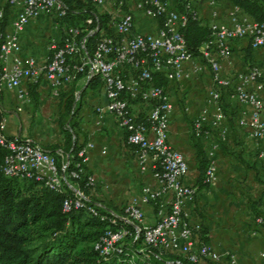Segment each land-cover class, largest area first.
Wrapping results in <instances>:
<instances>
[{
	"label": "built area",
	"instance_id": "1",
	"mask_svg": "<svg viewBox=\"0 0 264 264\" xmlns=\"http://www.w3.org/2000/svg\"><path fill=\"white\" fill-rule=\"evenodd\" d=\"M97 9L109 2L117 10L123 11L125 0H88ZM183 4V12H178L167 0H137L135 10L148 19L162 20L156 33H139L134 30V14L121 12L112 21L114 36L101 35L90 53L87 41L97 30L87 27H67L60 41L49 45L50 56L43 65L31 57L21 55L19 37L32 19L53 17L64 20L68 9L62 0H6L8 8L15 9V18L10 29L0 31V93L14 91L21 106L31 102L25 84L38 85L46 82L50 96L57 99L61 90L79 79L89 81L98 77L101 81L106 103L96 107L99 118L104 113L111 114L117 126L124 131L125 141L132 148L138 170L147 171L155 185H144L139 193L133 195L124 205L122 215L112 211L110 220L117 219L124 225L107 228L94 243V248L104 259L111 253H121L127 237L140 239L138 253L142 258L158 257L153 248L162 251H179L188 261L198 263L203 260L220 261L229 258L230 264H238L232 253H220L209 243L201 242L199 223H192L184 216L187 201L195 193L194 187L184 183L188 165L182 152L169 142V124L173 104L169 92L153 84V74H161L169 82L190 80L209 69L212 88L207 95V105L194 120L197 136L205 132V127L218 130L219 139L224 141L228 129L226 116L219 105L221 95L226 99L249 105L248 115L242 113L238 125L246 127L255 140L257 156L264 162V70L252 65L236 72L233 77L223 75L222 63L231 64L233 45L247 40L252 51L264 47V21L256 22L243 16L238 7L227 9L228 24L216 22L219 0H200L210 9L212 21L209 24L212 39L199 49V57H192L180 33L190 19L198 20L199 13L192 0H178ZM5 7L0 4V23L4 21ZM92 24V19L85 21ZM85 33V34H83ZM203 62V64H202ZM186 64L189 68L186 69ZM132 103L147 107L143 117L133 109ZM5 115L0 124V146L6 154L0 163L1 172L7 177L33 179L41 185L60 190L67 186L71 194L62 202V210L67 212L86 206L95 213V205L87 204L88 197L72 185L66 175L70 159L68 156L58 165L56 157L40 144L27 136L5 133ZM87 142L78 152L81 162L88 161V151L93 148ZM219 142L206 148L208 166L204 182L216 179V150ZM78 170H72L69 177L77 178L84 172L80 162ZM86 184L93 186L95 179L86 176ZM90 203V202H89ZM149 203L158 205V217L154 224L144 221L142 206ZM104 218V216H102ZM264 225V218H256Z\"/></svg>",
	"mask_w": 264,
	"mask_h": 264
},
{
	"label": "crops",
	"instance_id": "2",
	"mask_svg": "<svg viewBox=\"0 0 264 264\" xmlns=\"http://www.w3.org/2000/svg\"><path fill=\"white\" fill-rule=\"evenodd\" d=\"M135 1L137 0H125L126 6L123 9L134 14V30L139 33H156L159 22L148 19L141 12L136 11ZM167 1L170 5L175 4V0ZM193 3L199 13V19L211 22L210 9L207 5L200 0H194ZM0 4L7 7L6 0H0ZM226 5L228 4L220 2L216 22L228 24ZM98 11L106 13L111 21L119 19L123 12L109 2ZM15 14V9L7 7V18L0 23V31L10 29ZM67 26L65 20H56L53 17L30 20L19 37L21 55L35 59L40 65L45 64L50 56L49 45L53 41L61 40ZM247 49H249L247 40L237 41L233 45L234 53L244 59L243 64L246 63ZM251 54L254 56L251 58H255L258 50H251ZM222 65L223 75L230 78L244 66H232L226 63ZM257 65L264 70V61ZM188 68L189 65L186 64V69ZM207 77L210 79V73ZM190 80L172 82L167 87L170 99L175 98V104L171 101L173 113L169 124V142L183 153L188 165V172L183 180L195 189L193 198L187 201L184 216L190 222L199 223L205 229L207 242L216 251L234 254L238 264H264V225L255 220L258 217L264 218V162L257 156L255 140L249 135L248 129L238 125L242 113L248 115L252 108L225 98V106L229 111L225 120L228 133L223 144L219 143L216 150V179L208 185H202L197 180L199 172L190 133L194 129V120L201 110L205 107L210 110L212 108L211 105H207L206 98L199 105L195 103L197 113L194 119L187 113L194 103L192 99L187 98L189 88L187 85ZM86 85L87 81L79 79L64 87L60 94L74 88L76 97L85 90L78 104L76 122L80 131L79 141L86 136V143L92 142L94 145L88 151L87 170L96 179L95 185L106 184L108 188L116 186V191L130 189L131 195L128 201L139 193L144 185L154 186L155 181L150 171L139 172L134 152L126 143L124 131L117 126L115 118L109 113H104L102 118L97 115L96 107L104 106L106 103L103 88L100 86L96 90H91L86 89ZM24 87L29 93L31 84H25ZM34 92L37 96V104L31 100L30 104L22 105L21 111L16 110L21 104L16 100L14 91L0 93V107L8 123L5 133L27 136L47 149L52 145L64 148L65 132L59 124V115L62 113L59 108V97L53 99L50 96L44 81L36 85ZM132 107L140 116L147 112V107L144 105L137 104ZM205 128H207L205 132L198 136L204 150L209 144L220 140L218 130ZM133 172L138 176H144L142 185L133 186L137 182ZM95 195L97 196L94 197L101 199L107 193L97 189ZM111 204L116 205V203ZM142 211L145 223L151 225L156 222L158 205L145 204L142 206ZM172 252L179 253V251ZM197 264L209 263L203 260Z\"/></svg>",
	"mask_w": 264,
	"mask_h": 264
},
{
	"label": "trees",
	"instance_id": "3",
	"mask_svg": "<svg viewBox=\"0 0 264 264\" xmlns=\"http://www.w3.org/2000/svg\"><path fill=\"white\" fill-rule=\"evenodd\" d=\"M68 9V14L64 19L67 27H77L84 30L94 29L98 25V30L88 38L87 49L91 53L101 35L114 36L111 19L106 13H100L98 9L88 0H62ZM230 7L239 8L243 16H247L253 21H264V0H219ZM175 9L183 12V4L177 0ZM5 18H7V7L5 8ZM92 19V24L87 25L85 21ZM159 26L162 20L159 19ZM209 21L190 19L184 28L180 29L188 52L192 57H199V49L212 39ZM85 34V33H83ZM247 49V54L251 52ZM153 84L167 90L169 82L161 74H153ZM101 86L98 77L87 82L86 89L96 90ZM36 85H31L29 89L30 99L37 104V96L34 92ZM75 89L59 95V108L62 113L59 115V124L65 132L64 148L52 145L44 148L52 153L58 165L62 163L65 156L70 159L66 175L70 183L80 188L88 197L87 204L95 205V213H90L86 206L70 211L62 210L64 198L71 194L67 186L60 190H53L41 185L33 179H20L17 177H7L0 170V264H197L187 260L178 252L162 251L153 248V253L158 257L151 256L145 259L140 256L138 249L141 240H132L127 237L124 241L121 253H111L107 258L99 255L94 248L95 241L103 234L107 228H116L124 225L117 219V224L110 220L112 216L109 211L117 215H122L123 207L118 208L110 202L95 199L90 194L91 186L86 184V176L91 175L87 170L86 163L81 162L77 152L85 145L87 137L79 141V130L77 129L76 116L78 111L74 108ZM80 94V100L84 95ZM225 95H221L219 105L225 116L229 114L225 106ZM144 115L140 116L143 117ZM4 113L0 107V124ZM207 128L204 129V131ZM203 133V131H201ZM191 145L194 149V158L199 172L197 180L202 185L205 171L208 166L206 150L203 149L194 129L190 133ZM219 143L223 144L222 140ZM6 150L0 146V163L2 162ZM80 162V167L84 172L79 177H69L72 170H78L76 163ZM90 202V203H89ZM104 216V218H102ZM201 226V225H200ZM201 242H207L205 229L201 226L199 231ZM211 264H230L229 258L224 257L220 261H211Z\"/></svg>",
	"mask_w": 264,
	"mask_h": 264
},
{
	"label": "rangeland",
	"instance_id": "4",
	"mask_svg": "<svg viewBox=\"0 0 264 264\" xmlns=\"http://www.w3.org/2000/svg\"><path fill=\"white\" fill-rule=\"evenodd\" d=\"M223 3L225 4V2H222V4ZM226 7L228 9V5H226ZM220 10L222 11L223 9H220ZM245 47H246V44H245ZM252 55L253 54H251V52L248 53L247 56H246V58H247L246 59V63L243 64L244 63L243 62L244 59L242 57H239L238 55H236V53H234V51H233L231 64H232V66L234 65V66H240V67L242 65H244V66L241 67V69H239V71L244 70L246 67H249V66H252V65H257L259 62L264 61V47H262V48H260L258 50V55L255 56V58H251V57H254ZM202 64H203V62H202ZM204 71H206V72H204ZM204 71H203L202 74L197 75L195 77H192L191 80H190L191 82H189V84L187 85L190 88V89L189 88L187 89V93H188L187 94V98L192 99V101L194 102L193 105L191 106L190 110L187 112L191 116L192 119H194L196 117V113H197V110H196L197 106H196L195 103H198V105H199L200 102L205 101V99L207 98L206 96H207L208 92L212 88V82L207 77V74H209V69L206 66L204 68ZM184 87H186V86L184 85ZM171 88H172V86H171ZM74 99L76 101L75 102L76 105H75L74 108H77V105L81 101L80 100V95H77ZM171 101L174 102V104H175V98L173 99L171 97ZM137 104L138 103H132V105H134V106H136ZM5 125L6 126L8 125L7 119L5 121ZM147 172H149V171H147ZM133 176L135 177V180H137V182H135V184L133 185L134 187H137V186L143 184L142 180L144 179V176H142V175L138 176L134 172H133ZM95 182H96V179H95ZM97 189L104 190L107 193V195H108V196L107 195L106 196L102 195L103 197L101 199H99L100 198L99 197L98 198L99 200H102L104 202L114 203V204L116 203L118 208H122L123 204L125 202H127L128 197L131 195V193H129V192H131L130 189H128V190L122 189V190L116 191L117 190L116 186H112V188H108L106 186V184L99 183V185H95L94 184L93 186H91V189H90V194L95 199H97L96 197H94V196H97V195H95V192L97 191ZM204 261H207V263L211 264L210 260H204Z\"/></svg>",
	"mask_w": 264,
	"mask_h": 264
}]
</instances>
